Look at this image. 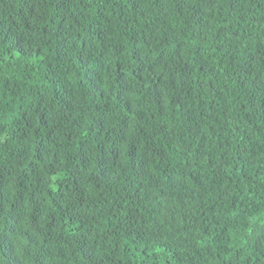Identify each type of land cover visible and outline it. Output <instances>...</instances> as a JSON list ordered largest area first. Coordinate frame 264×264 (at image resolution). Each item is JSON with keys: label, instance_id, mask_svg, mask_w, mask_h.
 <instances>
[{"label": "trees", "instance_id": "16d2710c", "mask_svg": "<svg viewBox=\"0 0 264 264\" xmlns=\"http://www.w3.org/2000/svg\"><path fill=\"white\" fill-rule=\"evenodd\" d=\"M0 264H264V0H0Z\"/></svg>", "mask_w": 264, "mask_h": 264}]
</instances>
